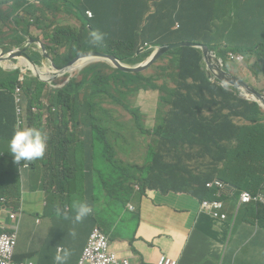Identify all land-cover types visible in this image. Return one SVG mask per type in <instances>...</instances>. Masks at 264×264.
I'll return each instance as SVG.
<instances>
[{
    "label": "trees",
    "instance_id": "trees-1",
    "mask_svg": "<svg viewBox=\"0 0 264 264\" xmlns=\"http://www.w3.org/2000/svg\"><path fill=\"white\" fill-rule=\"evenodd\" d=\"M257 8L256 2L252 12ZM250 11L244 0H0V50L19 49L15 28L22 23L41 30L58 68L90 52L139 67L161 46L194 43L207 45L232 74L231 68L249 72L235 62L243 55L262 67L253 65V75L264 77V61L255 56L264 42L251 44L259 30ZM67 13L83 21L64 17L61 22ZM85 29L103 32V44L85 39ZM36 46L27 52L39 65L42 48ZM206 68L203 50L190 46L163 54L144 73L123 72L111 61L93 62L62 88L29 70L0 66V142L6 149L0 153V205L20 214L21 223L24 194L59 195L61 208L48 203L51 233L58 240L67 235L71 255L80 259L95 228L110 242L129 238L121 230L126 212L148 191L157 192V203L200 209L220 222L227 220L224 201L230 196L264 227V109L206 74ZM129 75L136 76L135 84ZM145 91L159 93L151 128L137 105ZM22 126L46 133L47 148L42 158L16 164L7 146ZM134 151L141 152L139 160L132 159ZM227 185L232 189L225 193ZM83 190L84 199L76 196ZM243 193L253 200L241 202ZM74 201L92 207L79 223L73 220ZM134 211L129 216L139 220V210ZM11 231L0 228V235ZM32 259L16 252V262ZM38 264H53L48 250Z\"/></svg>",
    "mask_w": 264,
    "mask_h": 264
},
{
    "label": "crops",
    "instance_id": "crops-1",
    "mask_svg": "<svg viewBox=\"0 0 264 264\" xmlns=\"http://www.w3.org/2000/svg\"><path fill=\"white\" fill-rule=\"evenodd\" d=\"M256 2L258 8L252 12L256 8ZM244 3L247 10L251 9L248 15L250 21L254 28L259 30L258 36L254 37L251 44L264 42V0H244ZM256 51L255 56L264 61V47L257 46ZM235 62L240 66L246 65L249 69V72L243 73L231 68L235 76L254 86L256 83L264 85L263 74L254 76L251 68L253 65H257L262 69L261 66L250 59H245L243 64L236 60ZM12 63L13 67L11 65L6 67L4 63L0 66L6 70H12L18 65L23 66L17 63L15 65L13 61ZM0 139L3 141L4 138ZM5 150L4 144L0 143V153ZM231 189V186L227 185L224 192H230ZM25 197L29 200L31 197H35L40 203L42 198H45V194L30 190L23 195L22 201ZM48 197L51 199L50 204H57V207L61 208L59 195H48ZM229 198L230 196L224 201L227 220L220 222L212 219L207 213L201 212L200 209L192 212L178 210L171 203H157V192L148 191L142 201L138 203L140 204L139 207H137L138 204L131 205L133 208H129V211L126 212L121 230L129 238L111 241V248L120 257L129 259L133 264H156L163 255L177 260L178 264H264V227L262 221L255 219L252 212L247 213L244 210V205L240 206L239 202L235 204ZM169 200L174 203L173 200ZM187 206L185 205V207ZM38 209V219H36L34 228L32 230L25 228L22 231V233L27 231L31 233L28 244L23 245L21 237H19L16 249V252L24 251L26 255L34 256L31 261L37 264L41 255L34 250L33 242L36 230L42 224L44 208L38 204ZM134 209L140 212L139 220L129 216ZM247 218L253 219L254 222L248 224ZM53 225V218L48 217V257L53 259L54 264V256L57 250L64 248L70 250V248L67 235L58 240L57 236L51 233ZM1 226H13V220L5 205H0V228ZM232 238H235V243H232ZM86 244L87 241L84 245L82 243L83 247L81 246L80 252L84 250ZM79 260L80 258L71 255L67 264H78Z\"/></svg>",
    "mask_w": 264,
    "mask_h": 264
},
{
    "label": "rangeland",
    "instance_id": "rangeland-1",
    "mask_svg": "<svg viewBox=\"0 0 264 264\" xmlns=\"http://www.w3.org/2000/svg\"><path fill=\"white\" fill-rule=\"evenodd\" d=\"M86 14L88 17L90 16L89 11H87ZM64 17H70V18L77 20V21L78 20L83 21L80 16H76V15H72L71 13H67L62 18H60L61 22H64ZM15 31H16L15 41L18 42L19 45H22L23 43H25L27 41L25 36L19 35V32H21L22 34H29V33L31 34L32 33L33 38H39L42 41H44V38H43L44 36L41 33V30H37L36 27H33L31 25L28 26V25H23L22 23H20L19 25L16 26ZM84 32H85V39H90V31L85 29ZM37 48H38V46L35 45L34 49L37 50ZM6 57L7 58L4 60V66L7 67V66L11 65V67H13L12 66V64H13L12 59L9 58V55H6ZM50 57L52 59H54V55H51ZM38 61L42 62V58ZM237 62H239L240 64H243L245 62V60L243 59V60L237 61ZM227 64H229V63L227 62ZM18 67H21L25 70H29V68H27V67H23V66H19V65H18ZM32 70H33V71H31L32 75L36 74L39 77H47L48 73L57 72V70H55L54 68H50L49 64H48L47 70L34 69V68H32ZM147 70H149V69H147ZM146 71H144V72H146ZM80 72H81L80 70L74 69L68 73L58 75L57 77L53 78L49 83H53L56 88H62L72 78L78 77ZM144 72H142V73H144ZM204 72L206 74H211V71L209 68L208 69L206 68L204 70ZM128 77L135 84L136 76L135 75H129ZM256 86L260 88V89H258L259 91L264 92L263 91L264 85L256 83ZM158 97H159V93L156 91H145L139 95V98L137 100V105L142 108V111L146 115L148 128H151L153 126L154 119L156 117ZM34 111L36 114L39 113L37 110H34ZM48 114H49V112L46 111L42 115L44 124L47 121ZM140 156H141L140 151H134L132 154V159L133 160H139ZM83 192H84L83 195L76 194V196L79 195L82 199H84L86 196V191L83 190ZM42 200L40 203H38L39 200L35 197H31L30 200H29V198L25 197L23 199V201L21 202V205H20L19 210H18V211L23 210V217H22V221L20 223V233H22L23 229H25V228L28 230H32L34 228L36 219H38L37 218V212H39L38 204L44 208V212L42 213L43 218L41 219L42 224L38 226V228L36 230V234H35L36 235L35 240L33 242L34 250H36L39 255L44 254L48 250V233H49V229H48V203L50 204L51 199L45 195V198H42ZM132 205L135 206V204H132ZM139 206H140V204L137 205V207H139ZM25 207H28V208H25ZM9 222L11 223V221H9ZM248 224H251V223H248ZM1 228L5 229V226H1ZM20 237L22 240V244L27 245L29 242V238L31 237V233L29 231L24 232L20 235ZM231 241H232V243H235V238H232Z\"/></svg>",
    "mask_w": 264,
    "mask_h": 264
},
{
    "label": "water",
    "instance_id": "water-1",
    "mask_svg": "<svg viewBox=\"0 0 264 264\" xmlns=\"http://www.w3.org/2000/svg\"><path fill=\"white\" fill-rule=\"evenodd\" d=\"M34 43H37L39 47L42 48V52L45 54H48L46 47L44 46V43L41 39L35 38L32 39ZM33 42L27 41V45H31ZM24 44L23 46H25ZM22 46V47H23ZM197 47L203 50L204 54V60L207 63L208 68L211 71L210 76H213L221 81L224 85H229L231 87H236L242 92V96L249 99L258 102L261 104L264 108V92H260L258 89L250 85L244 80H241L234 76L233 74H230L225 68H223V65L221 61L218 59L216 55L212 54V51L207 45L204 44H194V43H177V44H169L165 46H161L158 48L157 52L152 55V57L146 61L145 63L139 65V67H127L120 63L118 60H115L114 58L104 55L102 53H96V52H90L86 54H82L79 57H77L74 61L67 64L66 66L62 68H58L54 65L53 59L48 54V62H50L55 70L57 72L55 73H48L47 77H39L42 81L50 82L53 78L57 77L60 74L68 73L74 69L82 70L84 67H86L88 64L92 62H100V61H111L114 64V67L117 69H120L123 72L128 73H138L143 72L147 70L155 61H157L163 54L175 49V48H181V47ZM23 50H26L27 48H23ZM6 55H9V58L13 59L15 56L21 55L18 51H6V52H0V62L4 61L7 57ZM213 61L216 62V64L213 63ZM33 65V63H31ZM36 75V74H34ZM51 75V76H50ZM37 76V75H36Z\"/></svg>",
    "mask_w": 264,
    "mask_h": 264
},
{
    "label": "built area",
    "instance_id": "built-area-1",
    "mask_svg": "<svg viewBox=\"0 0 264 264\" xmlns=\"http://www.w3.org/2000/svg\"><path fill=\"white\" fill-rule=\"evenodd\" d=\"M91 16V13H90ZM237 60H243V57H237ZM253 198L249 193H243L241 195V202L248 203ZM264 200V199H262ZM206 207L221 208V204H205ZM133 208V207H129ZM6 210L10 213L13 220V226L9 227L12 229L11 232H4L0 236V264H36L34 261L16 262V249L19 240V224L20 214L13 213L12 211ZM78 264H133L129 259L120 257L111 248V242L109 238L99 229L95 228L90 235L88 244L83 252L81 259ZM156 264H178V261L168 257L161 256Z\"/></svg>",
    "mask_w": 264,
    "mask_h": 264
},
{
    "label": "clouds",
    "instance_id": "clouds-1",
    "mask_svg": "<svg viewBox=\"0 0 264 264\" xmlns=\"http://www.w3.org/2000/svg\"><path fill=\"white\" fill-rule=\"evenodd\" d=\"M90 39L93 44L100 45L103 44L105 40V34L103 32L93 30L90 32ZM1 51L2 50H0V52ZM2 52H6V51H2ZM212 54L216 55L213 51ZM237 57H243V56H237ZM237 57H235V60L241 61V60H237ZM218 59L221 61L223 68H225L226 67L225 62L220 57H218ZM243 59L245 60L244 57ZM213 63L216 64L215 61H213ZM228 72L232 74L230 71ZM246 82L249 83L248 81ZM249 84L252 85L251 83ZM252 86L255 87L256 89H259L254 85ZM259 105L262 106L261 104ZM47 140H48L47 134L40 129L34 127H23V126L17 127L14 129L13 134L9 140L8 152L12 154L14 163L16 164H19L21 161L31 162L40 159L44 156L45 150L47 148ZM72 208L75 212L73 218L74 223L81 222L85 217H87L92 212V207L86 201H74L72 204ZM71 235L75 236L76 233L73 231L71 232ZM70 256H71V251L67 248H64L63 250H57L54 256V264H67V261L69 260Z\"/></svg>",
    "mask_w": 264,
    "mask_h": 264
},
{
    "label": "flooded vegetation",
    "instance_id": "flooded-vegetation-1",
    "mask_svg": "<svg viewBox=\"0 0 264 264\" xmlns=\"http://www.w3.org/2000/svg\"><path fill=\"white\" fill-rule=\"evenodd\" d=\"M32 39H35L33 37H28L27 38V41H31L33 42ZM27 41L24 43L26 44ZM24 44H22L20 47H18L19 49H14V50H11L12 52L13 51H18L21 53V55L19 56H15L13 58V60H16V63L17 64H22L24 67H27L29 68V71H33L32 68L34 69H44V70H47L48 69V54H45V53H41V58H42V62L39 63V65H37L36 63H34L32 60H31V57L29 55L28 52H26V50H23V48H27V50H32L34 49V46L37 45V43H32L31 45H25L23 46ZM23 46V47H22ZM4 63V61H1L0 64ZM31 63H33V65H31ZM34 74V73H33ZM36 76V75H34Z\"/></svg>",
    "mask_w": 264,
    "mask_h": 264
}]
</instances>
